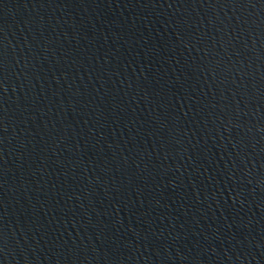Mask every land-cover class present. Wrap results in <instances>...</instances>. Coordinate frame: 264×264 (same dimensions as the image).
<instances>
[{
  "label": "water",
  "instance_id": "obj_1",
  "mask_svg": "<svg viewBox=\"0 0 264 264\" xmlns=\"http://www.w3.org/2000/svg\"><path fill=\"white\" fill-rule=\"evenodd\" d=\"M0 264H264V0H0Z\"/></svg>",
  "mask_w": 264,
  "mask_h": 264
}]
</instances>
